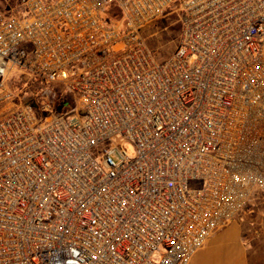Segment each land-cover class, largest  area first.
<instances>
[{
  "label": "built area",
  "instance_id": "obj_1",
  "mask_svg": "<svg viewBox=\"0 0 264 264\" xmlns=\"http://www.w3.org/2000/svg\"><path fill=\"white\" fill-rule=\"evenodd\" d=\"M173 4L158 60L142 31ZM14 100L0 264H189L264 193V0H20L0 9V111Z\"/></svg>",
  "mask_w": 264,
  "mask_h": 264
},
{
  "label": "rangeland",
  "instance_id": "obj_2",
  "mask_svg": "<svg viewBox=\"0 0 264 264\" xmlns=\"http://www.w3.org/2000/svg\"><path fill=\"white\" fill-rule=\"evenodd\" d=\"M20 0H0V9L4 12L13 10L19 4ZM181 12L177 8V4H173L168 11L154 23L146 26L142 31V38L147 47L158 60L166 59L175 49L178 42L181 24ZM36 81V80H35ZM35 81L30 77L15 75L10 78L11 87L15 94L20 93V100L32 105L37 110H41L44 103L47 101L45 97L40 96L39 90L41 87L36 85ZM47 92L52 100H56L59 96V88L56 86H46ZM19 103V100H14L5 106V109L0 113L7 112ZM124 150L128 154H132L130 146H124ZM105 151H102L104 154ZM100 159V157H99ZM115 161H118L116 156H113ZM241 222H259V218L264 216V193H256L246 209L240 214Z\"/></svg>",
  "mask_w": 264,
  "mask_h": 264
},
{
  "label": "crops",
  "instance_id": "obj_3",
  "mask_svg": "<svg viewBox=\"0 0 264 264\" xmlns=\"http://www.w3.org/2000/svg\"><path fill=\"white\" fill-rule=\"evenodd\" d=\"M241 217L213 234L189 264H264V216L256 223Z\"/></svg>",
  "mask_w": 264,
  "mask_h": 264
}]
</instances>
